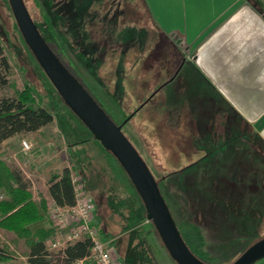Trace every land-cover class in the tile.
<instances>
[{"label": "rangeland", "instance_id": "rangeland-1", "mask_svg": "<svg viewBox=\"0 0 264 264\" xmlns=\"http://www.w3.org/2000/svg\"><path fill=\"white\" fill-rule=\"evenodd\" d=\"M24 1L33 20L39 24L45 16L60 41V33L68 29L53 14L54 10L61 12L64 3ZM246 1L264 17V0ZM91 2L69 5L77 10L76 15L84 12L87 18L100 19H93L95 23L109 25L110 44L82 37L77 42L70 36L68 51L60 57L104 111L123 124L119 126L149 166L194 255L206 264H231L264 238V160L263 164L251 160L254 155L260 158L261 148L248 134L241 141L243 136L236 133L228 134V140L233 137L235 143L246 146L225 148L223 137L209 130L207 119L199 122L198 137L193 138L192 132L188 137L181 135L183 124L194 126V116L193 88L186 82L190 77L184 79L192 75L191 67L183 62L180 45L159 30L144 0ZM92 9L98 13L89 15ZM11 11L7 0H0V39L11 64L10 83L0 87V100L14 98L15 91L28 82L36 103L51 110L54 121L30 134L4 140L0 159L21 173L34 199L44 197L47 205L51 176L62 173L69 164L81 176L86 195L94 203L93 225L103 240L110 241L119 264H176L155 243L151 223L144 218L145 206L130 179L63 101L25 46ZM52 47L56 49L55 42ZM207 135L216 144L210 145ZM23 140L31 145L28 154L22 149ZM194 140L196 146L191 145ZM0 195L5 198L1 190ZM47 217L52 227L48 209ZM52 235L46 246L50 253L58 254L59 250L48 246ZM0 244L9 246V264H29V248L13 232L0 228ZM258 261L254 264H264V259ZM59 264L66 263L61 260Z\"/></svg>", "mask_w": 264, "mask_h": 264}, {"label": "crops", "instance_id": "crops-1", "mask_svg": "<svg viewBox=\"0 0 264 264\" xmlns=\"http://www.w3.org/2000/svg\"><path fill=\"white\" fill-rule=\"evenodd\" d=\"M144 1L155 25L180 45L184 53L183 62L191 67L192 75L184 76V79L190 77L191 80L186 82L193 88L194 126L178 121V124H183L180 134L188 137L192 132L193 138L198 137L199 122L207 119L209 130L223 137L225 148L246 146L235 143L233 137L228 140V134L243 136L241 141H246L248 134L252 143L261 148L260 158L254 155L250 159L263 164V15L249 6L246 0ZM210 136L207 135L206 140L210 145L216 144ZM195 143L194 140L191 145L196 146ZM65 149L68 150L67 144ZM227 153V150L223 152L224 157Z\"/></svg>", "mask_w": 264, "mask_h": 264}, {"label": "trees", "instance_id": "trees-1", "mask_svg": "<svg viewBox=\"0 0 264 264\" xmlns=\"http://www.w3.org/2000/svg\"><path fill=\"white\" fill-rule=\"evenodd\" d=\"M32 1L37 2V0ZM85 1L86 0H65V2L64 0L48 1L50 5H54V2L64 3L62 7H60L62 11L58 12L54 10L53 14V17L60 18L62 22L64 21L63 23L68 29V31H64L65 33H60V41L56 39L45 16L42 17L41 23L38 24L35 21L37 27H40L42 30L40 31L41 34L62 62L63 60L59 54L62 55L63 53H67V40L70 36L72 41L77 42L81 37L87 41L93 40L99 44H110L111 42V34L106 31L109 25H103L99 21L95 23L93 19H100L96 17L87 18L84 12L79 16L76 15V9H73V11L71 10L69 5L70 2L80 7ZM91 1L92 4L97 0ZM97 11L96 9H92L89 15L97 14ZM84 16L86 17L83 18ZM14 21L16 22L15 17ZM17 29L25 46L28 47L18 25ZM53 42L57 45L56 49L52 47ZM99 44L97 45L99 46ZM10 71L11 64L9 58L5 54V45L0 39V87L7 86L10 83ZM15 92L16 96L14 98L0 100V144L16 134L37 131L50 125L54 121L52 111L36 103L34 88L30 83L26 82L23 89L16 90ZM117 124L123 125L122 123ZM0 190L5 194V198L0 201V228L13 232L18 238L25 241L29 248V252L26 255L29 264H59L61 260H64L66 264H70L74 260L88 255L90 251V241L88 239L79 240L67 245L63 251L64 258L60 257L59 253L52 254L48 251L46 241L52 235L54 229L48 225L47 201L44 197L34 199L32 193L24 183L21 173L12 170L2 159H0ZM48 191L50 197L59 205L73 204L74 193L68 168H65L60 174L51 176ZM144 215V218L147 219L146 209L144 210ZM149 223H151L152 226L150 233L155 243L164 249L172 259L154 223L152 221H149ZM10 261L11 254L9 246L0 244V262L10 263Z\"/></svg>", "mask_w": 264, "mask_h": 264}, {"label": "water", "instance_id": "water-1", "mask_svg": "<svg viewBox=\"0 0 264 264\" xmlns=\"http://www.w3.org/2000/svg\"><path fill=\"white\" fill-rule=\"evenodd\" d=\"M18 28L42 70L63 101L111 152L125 171L172 259L177 264H206L184 241L156 179L121 127L104 111L51 49L24 0H8ZM264 258V238L252 244L231 264H254Z\"/></svg>", "mask_w": 264, "mask_h": 264}, {"label": "built area", "instance_id": "built-area-1", "mask_svg": "<svg viewBox=\"0 0 264 264\" xmlns=\"http://www.w3.org/2000/svg\"><path fill=\"white\" fill-rule=\"evenodd\" d=\"M22 149L28 154L31 145L22 141ZM70 171V179L73 187L74 202L71 205H59L54 199L48 202V216L54 229V234L48 242L49 249L59 250V256L64 258V249L67 245L79 240L90 241L88 255L78 258L70 264H119L118 257L114 252L110 241H105L99 235L93 225L92 216L94 203L86 195L80 175H76L67 165ZM3 196L0 195V201ZM149 222V220H146ZM62 236V238H59Z\"/></svg>", "mask_w": 264, "mask_h": 264}]
</instances>
